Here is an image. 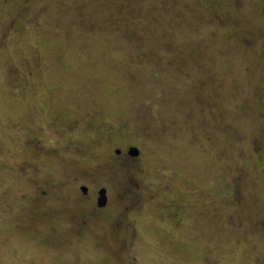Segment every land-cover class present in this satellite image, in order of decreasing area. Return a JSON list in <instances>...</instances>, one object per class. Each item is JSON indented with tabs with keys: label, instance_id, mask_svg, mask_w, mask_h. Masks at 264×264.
Listing matches in <instances>:
<instances>
[{
	"label": "rangeland",
	"instance_id": "1",
	"mask_svg": "<svg viewBox=\"0 0 264 264\" xmlns=\"http://www.w3.org/2000/svg\"><path fill=\"white\" fill-rule=\"evenodd\" d=\"M263 87L264 0H0V264H264ZM129 144L145 194L128 230L17 226L32 179L72 185Z\"/></svg>",
	"mask_w": 264,
	"mask_h": 264
},
{
	"label": "flooded vegetation",
	"instance_id": "2",
	"mask_svg": "<svg viewBox=\"0 0 264 264\" xmlns=\"http://www.w3.org/2000/svg\"><path fill=\"white\" fill-rule=\"evenodd\" d=\"M243 44L245 46L249 44L246 38L243 39ZM259 106L262 110L257 113V116L264 119V87L262 88V95L259 97ZM32 137L34 139L31 141L35 146V150H42L41 141L38 137ZM74 147L73 150L70 147L64 148L66 153L69 152L74 155L79 150L77 146ZM55 150L56 148L53 146L51 148L45 147L47 153ZM112 151L113 155L110 158L107 157L105 163L103 161L102 164H94L95 169L90 170L87 167L78 171L77 177L71 183L72 185L70 183L65 184L64 180L59 178L57 179L60 181L56 180L59 182L53 181L45 174L38 181L32 179L33 192L31 196H28L31 209L27 221L25 220L17 226L21 229H28V231H38L36 228L42 220L51 221L48 224V233H51L49 237H56L58 235L55 233L61 217H67L70 222L66 226L68 227L67 231L71 236H75L79 243L85 240L84 237H88V235L95 236L94 233L98 231L97 227L100 225H105V231L110 232L109 234L113 237L121 231L128 230L130 226H133V222L129 221L131 218L129 214L132 210L140 207L141 201L144 199L143 194H145L141 190V188L144 190V187L138 179V176L143 173L142 165L139 163L141 152L138 146L132 144L126 145L124 148L117 146ZM251 153L257 165L264 171V147L258 139H255L251 144ZM28 166H30V169ZM18 170L22 174H28L32 171L33 173L34 171L38 172L32 163H26V166L21 164ZM244 172L245 169L239 166L238 175L234 178L231 195L232 199L236 201L239 199L240 194L238 180L244 175ZM65 178H67V175ZM58 185L60 187L64 185L67 192H57ZM8 192L9 189L4 190L5 195ZM20 197L24 198L22 194ZM125 199L127 201L123 202ZM60 200L67 201L65 210H63L65 212L68 209V216L61 214ZM57 202L58 204H56ZM131 235H133V232ZM60 240L62 241V237H59L58 243L54 242L55 245L59 244Z\"/></svg>",
	"mask_w": 264,
	"mask_h": 264
}]
</instances>
